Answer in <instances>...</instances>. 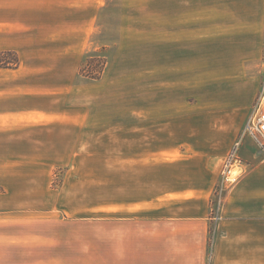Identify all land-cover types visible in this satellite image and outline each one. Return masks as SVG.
Segmentation results:
<instances>
[{"label": "crops", "instance_id": "1", "mask_svg": "<svg viewBox=\"0 0 264 264\" xmlns=\"http://www.w3.org/2000/svg\"><path fill=\"white\" fill-rule=\"evenodd\" d=\"M106 3L0 0V54L9 51L20 57L16 68L5 70L16 75L32 73L26 59L34 45L44 44L52 47L47 57L78 59L63 84L89 92L86 98L92 99L89 90L97 82L82 80V53L96 31L98 11ZM154 8L158 11L153 22L167 23V40L178 47L173 56L185 58L179 69L169 64L170 76L191 69L186 58L192 55L193 41L200 42L207 67L209 58L262 54V48L242 49L240 42H264V0H168ZM230 67V71L239 70L240 63ZM24 82H12L13 88L6 91L0 87V128L39 125L49 135L66 128L72 132L79 128L84 135L97 130L96 114L58 112L56 97L29 101L25 97L56 91L40 92ZM169 85L170 91L155 97L147 111L122 115L118 151L108 156L106 168L120 169V196L115 203L108 201L105 210L107 216L121 211L119 224L117 218H110L116 226L115 247L152 250L139 264H208L210 246L211 264H264V155L250 139L241 149L247 172L234 186L220 189L221 204L212 214L221 164L245 125L241 115L245 86L242 89L243 84L234 82L226 86L217 80L213 82L216 96L197 102L200 111L191 107L176 111L180 105L175 98L177 83L171 80ZM19 95L24 98L22 103L14 99Z\"/></svg>", "mask_w": 264, "mask_h": 264}, {"label": "rangeland", "instance_id": "2", "mask_svg": "<svg viewBox=\"0 0 264 264\" xmlns=\"http://www.w3.org/2000/svg\"><path fill=\"white\" fill-rule=\"evenodd\" d=\"M167 1L107 0L106 6L98 11L96 31L84 48L80 71L82 80L97 82L89 90L92 99L86 98L89 92H79L63 84L62 79L72 76L70 70L77 65L76 57L69 61L63 56L47 57L45 54L52 47L36 44L26 59L34 71L16 75L5 69L16 68L20 57L9 51L0 54L2 90L12 89V82L25 84L27 80V84L31 83L40 92L56 91L25 97L29 101L44 102L46 97L51 100L56 97V111L90 113L98 118L94 126L97 130L92 129L88 135L79 133V128L76 132L69 128L57 129L52 135L39 125L0 128V264H139L152 255V250L115 247L116 226L110 218H117L119 224L121 211L107 216L105 210L108 201L115 203L116 196H120V169L108 170L106 162L108 156L111 158L118 151L122 115L147 111L155 97L158 99L160 93L170 91L171 80L178 88L175 98L180 105L176 111L190 107L192 111H200L196 108L197 102L202 97L216 96L213 82L217 80L226 86L232 82L243 84L246 104L241 115L247 124L264 92V42L241 40L242 49L262 48V54L209 58L207 67L200 42L193 41L192 55L186 58L191 69L188 73L176 72L170 76L169 64L179 69L185 58L173 56L178 47L167 40L168 24L159 26L153 22V15L158 11L154 6ZM158 34H162V39H158ZM93 55L105 61L98 79L90 77L98 72L92 74L89 70L96 72L100 70L99 65L87 66ZM237 63H240L239 70L230 71V65ZM38 69L43 70L37 72ZM185 96L189 99L185 100ZM14 99L22 103L24 98L19 95ZM246 139L249 138L242 141L238 152L243 175L247 172V163L241 149ZM79 148L82 150L76 151ZM223 162L212 198V214L221 204L220 189L235 185H223ZM208 255V264H211V246Z\"/></svg>", "mask_w": 264, "mask_h": 264}, {"label": "built area", "instance_id": "3", "mask_svg": "<svg viewBox=\"0 0 264 264\" xmlns=\"http://www.w3.org/2000/svg\"><path fill=\"white\" fill-rule=\"evenodd\" d=\"M245 138L251 139L255 146L264 154V92L258 99L253 112L249 116L241 138L236 141L233 148L225 157L221 177L223 185L236 184L244 174V167L239 155L240 146Z\"/></svg>", "mask_w": 264, "mask_h": 264}, {"label": "trees", "instance_id": "4", "mask_svg": "<svg viewBox=\"0 0 264 264\" xmlns=\"http://www.w3.org/2000/svg\"><path fill=\"white\" fill-rule=\"evenodd\" d=\"M98 57L97 56H91L90 57V60L87 62V66H92V64H98L99 65V67H100V70H96V72H94V70L93 69H91V70H89V73H97L98 72V74H95L94 76H91L90 75V77H92L93 79H98L99 77H100V74L103 72V70H104V65H105V61H101V60H98L97 59ZM97 59V60H96ZM85 73H88L87 72V70H86V68H84V70H83Z\"/></svg>", "mask_w": 264, "mask_h": 264}]
</instances>
